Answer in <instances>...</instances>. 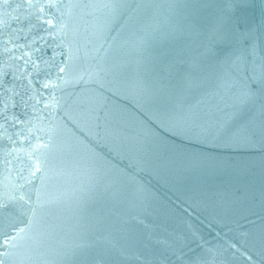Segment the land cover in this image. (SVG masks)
Masks as SVG:
<instances>
[{
	"label": "water",
	"instance_id": "95a60500",
	"mask_svg": "<svg viewBox=\"0 0 264 264\" xmlns=\"http://www.w3.org/2000/svg\"><path fill=\"white\" fill-rule=\"evenodd\" d=\"M262 63L260 0H0L3 264H264Z\"/></svg>",
	"mask_w": 264,
	"mask_h": 264
},
{
	"label": "snow or ice",
	"instance_id": "6c2138e0",
	"mask_svg": "<svg viewBox=\"0 0 264 264\" xmlns=\"http://www.w3.org/2000/svg\"><path fill=\"white\" fill-rule=\"evenodd\" d=\"M6 3L7 0H4ZM261 3H264V0H260ZM49 24L52 23V21H48ZM60 72H64L65 69L61 67L59 69ZM245 72V75L243 77L244 80V89L241 92V96L239 99V110L233 114L232 118L227 121L220 131L222 133H230L233 129V127L237 126V123L244 120L249 116V105L255 106L257 97L260 95H264V63L261 64V70L260 73L257 74L255 71V68L248 69L245 67L243 69ZM252 85H256V91H253ZM0 87H3L2 83H0ZM44 87H48L47 84L44 85ZM259 115L261 117H264V104L259 105ZM262 134H264V126L261 128ZM41 171V164L40 162H37L35 166V171L32 172V175L35 176L37 172ZM6 207L5 203H0V235H5V233L2 231V226L4 224L3 219V209ZM31 215H28L27 212L22 213L21 215L26 217L24 218H15L10 223L13 227H16L17 225H25L24 227H18L16 236L14 237H7L5 235L4 244H10L12 240L16 239H23V234H25L29 229H31L34 217L36 215V209L32 208L29 210ZM163 243V242H162ZM0 264H3V261L0 260Z\"/></svg>",
	"mask_w": 264,
	"mask_h": 264
}]
</instances>
